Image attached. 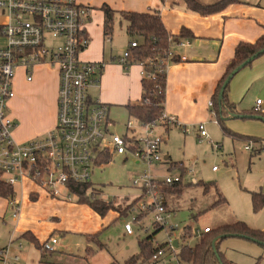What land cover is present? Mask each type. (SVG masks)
<instances>
[{
  "label": "crops",
  "instance_id": "obj_1",
  "mask_svg": "<svg viewBox=\"0 0 264 264\" xmlns=\"http://www.w3.org/2000/svg\"><path fill=\"white\" fill-rule=\"evenodd\" d=\"M79 1L93 9L86 25L90 44L81 53V58L88 62L103 63L100 83L90 88V95L109 106V117L114 123L116 121L111 117V111L124 108L128 103L141 102L144 70L140 63L130 61L129 65L125 66L120 62L124 51L134 39L128 35L127 22L119 13L115 15L112 34L105 35L104 12L101 9L104 4L117 12L158 11L172 34H179L183 26L193 34L192 38L181 39L188 43L187 46H172L177 60L169 63L171 65H168L166 72L164 110L176 116V121L180 123L201 120L209 109L212 110L209 101H213L215 90L227 63L234 55L235 47L241 41L253 42L264 34L262 0H240L218 12L206 15L190 10L184 0ZM198 1L213 3L216 0ZM6 18L5 14L0 16V25ZM115 20L119 21L118 29L115 28ZM235 76L230 84L229 94L230 99L237 103L240 109L236 90L244 86L249 78L264 77V54L256 58L250 66L239 70L233 78ZM14 89L15 96L11 100L10 108L17 121L13 131L16 141L24 142L41 137L55 127L58 70L54 66L38 64L31 80H28L24 68L20 67L16 73ZM257 99L252 109L257 108ZM261 106L264 108V101ZM234 118L230 115L228 117ZM231 131L237 136H244L236 132L237 130ZM197 135L201 136L199 130ZM164 158L165 161L160 164L158 171L163 170L164 166L167 170L179 173L175 166L170 169L171 157L167 154ZM135 160L142 164L138 159ZM181 163L187 169L186 174H192L198 179L194 164L190 166L182 161ZM189 168L195 169V172L188 173ZM14 193L19 206L16 217L13 216L14 210L9 199L0 196V249L9 248L11 259L8 264H14L15 254L20 255L17 264H122L131 256L119 263L115 259L105 257L101 250L93 254L91 259L86 258L87 247L93 250L98 248V243L90 241L88 236H99L112 221L121 217L118 211L113 210L101 216L89 205L67 200L65 196L54 197L29 180L16 184ZM25 232H30L40 244L51 237L57 238L54 250L46 256V260L50 262H42V250L33 241L21 237ZM19 242L22 243V248L18 247Z\"/></svg>",
  "mask_w": 264,
  "mask_h": 264
},
{
  "label": "built area",
  "instance_id": "obj_2",
  "mask_svg": "<svg viewBox=\"0 0 264 264\" xmlns=\"http://www.w3.org/2000/svg\"><path fill=\"white\" fill-rule=\"evenodd\" d=\"M0 8L5 10L7 17L0 25L1 179L13 188L19 182L29 180L54 197L65 196L70 199L72 193L68 183L90 181L93 167L104 165L97 162L103 155L113 157L131 154L145 167L131 179L133 185L142 189V194L139 204L128 211L130 214L137 207L139 214L131 216L124 226L125 230L132 234V222H140L142 219L139 215L150 212L154 213L153 225L166 228L172 212L164 203L160 181L171 184L182 177L177 173L159 179L151 172L153 164L165 161L160 146L163 137L153 135V126L157 123H141L143 134L137 135L134 133V123L128 120L126 130L132 134L121 136L114 131L109 106L99 98L91 97L90 88L99 85L103 68V63L88 62L81 58V53L90 44L86 25L93 9L79 0H0ZM185 43L180 41L178 44ZM136 45L137 42L132 40L124 51L120 62L125 66L129 65V48ZM168 54L172 55L173 52ZM159 61L160 67L167 72L169 61L165 57ZM42 63L58 70L57 122L45 135L18 142L13 136L17 121L10 108L15 96L16 73L20 67L24 68L28 80H31L34 68ZM148 77H153V74H148ZM209 104L212 105V102ZM261 104L262 100L257 99V110H263L262 107L259 109ZM162 117L169 124L177 123L174 116L169 117L165 112ZM197 127L201 136L207 135L203 124ZM245 148L252 151L253 142H249ZM188 171L193 173L195 169L189 168ZM190 182L197 183L198 179L193 176ZM9 201L14 210L13 216L16 217L19 206L15 197ZM140 225L144 227L143 223ZM176 227L170 226V229ZM209 229V226L198 229L194 237L198 239ZM57 241L56 237H51L42 246L52 251ZM166 242L168 247L154 255L149 264H166L164 258L169 254L174 259L167 264H181L178 256L179 240L169 235ZM18 247L22 248L21 242ZM13 258L14 264H17L20 255L15 254ZM10 259L9 248L0 249V264H8Z\"/></svg>",
  "mask_w": 264,
  "mask_h": 264
},
{
  "label": "rangeland",
  "instance_id": "obj_3",
  "mask_svg": "<svg viewBox=\"0 0 264 264\" xmlns=\"http://www.w3.org/2000/svg\"><path fill=\"white\" fill-rule=\"evenodd\" d=\"M3 14L5 10L0 8V16ZM117 25L119 21L115 20V28L118 29ZM187 44L185 43V46ZM170 59L171 57L167 59L169 61L167 69L169 63L173 62ZM235 94L239 107L251 111L257 98L264 101V77L249 78L244 86L236 90ZM210 107L212 110L209 109L206 115L196 122L181 121L180 123L177 120V124L173 123L168 129L160 124L153 126L154 137L159 135L163 137L160 144L162 157L168 154L172 161H182L190 166L194 164L196 176L199 179L198 185L193 183L183 188L180 195L176 193L165 195L172 214L166 228L155 235V244L165 242L169 235L176 237L181 244L180 236L186 226L191 231V237L187 239L189 245L195 244L196 231L205 226L215 229L223 224L243 221L253 229H264V203L255 208L252 202V192L258 191L264 194V151L257 154L246 150L245 146L249 143L247 139L225 133L222 127L225 125L227 129L237 130L236 132L244 136L264 138V120L238 117L222 120L220 124L213 106ZM259 107L261 109L262 106ZM261 111L264 117V108ZM164 112L169 117L174 116L166 110ZM110 113L116 121L113 126L115 133L130 136L132 132L127 131L125 125L128 120H131L136 127L134 133L143 134L140 128L141 122L134 117H129L125 107ZM200 123L207 131L206 136L197 135L196 128ZM142 164L137 163L131 154L129 156L114 155L110 162L93 167L90 181L100 198L115 201L122 208L126 207L132 199H138L136 204H139L138 197L141 196L142 189L133 185L131 179L134 174L144 169L145 165ZM159 166V163L153 164L151 171L159 179L176 174V171L167 170L164 166L163 170L158 171ZM213 167H216V170H213ZM191 176L193 175L186 174L185 183L190 182ZM206 186H208L207 190ZM221 197L224 201L214 206ZM67 200L76 201V197L71 194L70 199L67 198ZM111 211L113 210L109 212ZM138 214V208L135 207L128 216H121L112 221L98 236L103 245L95 248L93 254L102 250L105 257L121 263L126 257L138 253L140 250L138 240L154 231V213H148L140 222H132L133 233L127 234L124 228L126 222L131 220L132 215ZM141 223L144 226L142 228ZM174 225L177 227L171 230L170 226ZM219 247L233 264H264V245L248 238L224 237L220 240ZM173 259L174 256L169 254L164 258V262L169 263Z\"/></svg>",
  "mask_w": 264,
  "mask_h": 264
},
{
  "label": "trees",
  "instance_id": "obj_4",
  "mask_svg": "<svg viewBox=\"0 0 264 264\" xmlns=\"http://www.w3.org/2000/svg\"><path fill=\"white\" fill-rule=\"evenodd\" d=\"M184 1L190 10L206 15L218 12L226 6L239 2L240 0H216L213 3H204L198 0ZM101 9L104 12V33L106 36H110L112 34L115 15L119 13L127 22L126 31L128 35L137 42L135 47L129 48L128 59L129 63L130 61L136 62L142 64L143 66V92L140 103H128L125 106L129 117H134L143 124L157 123L168 129L172 124H169L168 121L162 117L166 101L167 76L166 71L160 67L159 59L162 57H165L166 59L171 57L170 61L177 60L176 55L168 54L173 50L172 46L178 44L181 39L192 38L193 34L185 26L181 28L179 34H172L166 28L158 11L117 12L106 4H104ZM261 49H264V34L253 42L241 41L235 47L234 55L227 63L225 72L218 83L212 101L213 110L220 124H222V120L228 119L230 114L241 115V118L256 119H259L258 116H262L263 113L261 110L252 109L250 111L246 109H238V104L230 99V83L224 90L222 100H219L220 89L232 70H234L239 64L244 62L250 56L256 54ZM253 61L247 66H250ZM148 74H153V77H148ZM222 127L225 133L237 136V134L232 132L230 129H227L225 125ZM241 137L247 139L249 142H253L256 145H254L256 148H253L252 150L254 153L260 154L263 152L264 138L256 136ZM111 159V156L103 155L97 162L106 164L110 162ZM171 163L172 166L170 169H173L175 166L182 179L171 184H166L164 181H160V191L164 195V203L167 208L168 203L165 197L167 193H176L180 195L183 192V188L193 185L192 182L185 183L184 181V177L187 172L186 167H184L181 162L171 161ZM198 184L199 181L194 183V185ZM68 186L71 193L75 195L76 202L89 205L101 216L106 215L110 210L118 211L120 216H128L129 209L138 201V199H132L127 203L126 207L122 208L120 205H117L115 201L100 198L98 193L95 192L96 189L93 187L91 181H72L68 183ZM207 188L208 186L205 187L206 190ZM0 196L8 199L15 197L14 188L6 184L1 179V177ZM138 198L140 199V197ZM223 201L224 199L221 197L218 202L214 203V206L221 204ZM252 202L255 208L260 207L264 203V194L258 191L252 192ZM168 210L170 211L169 208ZM144 216L145 214L142 213L139 215V218L143 219ZM153 227L154 231L152 233H149L146 237L140 238L138 240L140 248L139 252L128 257L122 264H149L152 261L154 255L158 254L160 250H164L168 247V243L166 241L158 242L157 244L154 243L155 235L165 227L156 224H154ZM209 228L210 229L208 232H204L200 235L194 245H189L187 243V239L191 237V231L188 226L185 227L180 236L182 243L179 245L178 253L181 264H233L229 259H227L224 252L219 247L220 240L228 236H241L264 245V229H253L243 221H236L231 224H223L221 226H217L215 229H212L211 227ZM21 237H26L33 241L34 244L42 250V262H50L46 260V256L51 251L45 250L42 244H40L35 238V236H33L30 232H25ZM88 238L90 241L98 243V246L103 245L99 241L97 234L93 236L89 235ZM93 253L94 250L91 247H87L86 258H89Z\"/></svg>",
  "mask_w": 264,
  "mask_h": 264
},
{
  "label": "water",
  "instance_id": "obj_5",
  "mask_svg": "<svg viewBox=\"0 0 264 264\" xmlns=\"http://www.w3.org/2000/svg\"><path fill=\"white\" fill-rule=\"evenodd\" d=\"M263 53H264V49H261L256 54L250 56L244 62H242L241 64H239L234 70H232V72L225 79V81H224V83H223V85H222V87L220 89V92H219V100H222V96H223L224 90H225L226 86L230 83V81L233 78V76L236 73H238L239 70H241L242 68H244L245 66H247L250 62H252L255 58H257L259 55H261ZM230 115H231V117H235V118L242 117L241 115H237V114H230ZM258 117H259V119L264 120V117L263 116H258ZM165 158L167 159V156ZM214 249L216 251L215 246H214Z\"/></svg>",
  "mask_w": 264,
  "mask_h": 264
},
{
  "label": "bare ground",
  "instance_id": "obj_6",
  "mask_svg": "<svg viewBox=\"0 0 264 264\" xmlns=\"http://www.w3.org/2000/svg\"><path fill=\"white\" fill-rule=\"evenodd\" d=\"M176 245H178V244H176ZM180 245V244H179Z\"/></svg>",
  "mask_w": 264,
  "mask_h": 264
}]
</instances>
